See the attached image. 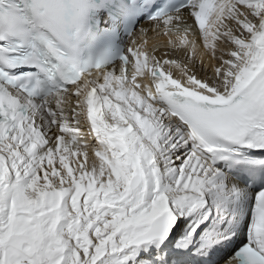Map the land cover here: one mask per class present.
Returning <instances> with one entry per match:
<instances>
[{"label": "snow or ice", "instance_id": "snow-or-ice-1", "mask_svg": "<svg viewBox=\"0 0 264 264\" xmlns=\"http://www.w3.org/2000/svg\"><path fill=\"white\" fill-rule=\"evenodd\" d=\"M92 7L0 0V264H264V0L84 63Z\"/></svg>", "mask_w": 264, "mask_h": 264}]
</instances>
